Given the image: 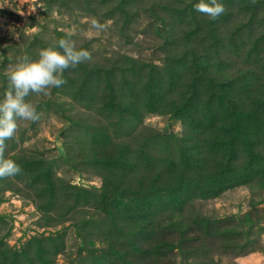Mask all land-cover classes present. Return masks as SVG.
Here are the masks:
<instances>
[{"label":"rangeland","instance_id":"374dc122","mask_svg":"<svg viewBox=\"0 0 264 264\" xmlns=\"http://www.w3.org/2000/svg\"><path fill=\"white\" fill-rule=\"evenodd\" d=\"M198 2L0 0V98L68 31L92 56L6 141L0 264H264V0Z\"/></svg>","mask_w":264,"mask_h":264},{"label":"clouds","instance_id":"9594fccd","mask_svg":"<svg viewBox=\"0 0 264 264\" xmlns=\"http://www.w3.org/2000/svg\"><path fill=\"white\" fill-rule=\"evenodd\" d=\"M194 9L215 20L225 12L218 0H199ZM107 25L96 18L90 21V28L97 32L106 30ZM75 33L68 31L63 38L53 40L38 52L35 59L28 55L19 57L13 70L7 76V87L0 98V179L15 177L22 173L16 160L6 157V141L14 139L21 121L36 122L40 119L38 106L30 96H48L51 89L66 83L64 72L92 59L91 53L78 48L73 39Z\"/></svg>","mask_w":264,"mask_h":264}]
</instances>
